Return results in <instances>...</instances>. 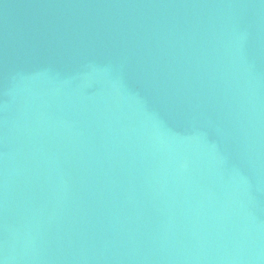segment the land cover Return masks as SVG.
I'll return each mask as SVG.
<instances>
[{
  "label": "water",
  "instance_id": "1",
  "mask_svg": "<svg viewBox=\"0 0 264 264\" xmlns=\"http://www.w3.org/2000/svg\"><path fill=\"white\" fill-rule=\"evenodd\" d=\"M0 264H264V0H0Z\"/></svg>",
  "mask_w": 264,
  "mask_h": 264
}]
</instances>
